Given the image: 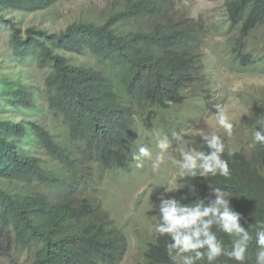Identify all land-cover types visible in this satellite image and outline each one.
I'll list each match as a JSON object with an SVG mask.
<instances>
[{"label":"trees","instance_id":"trees-1","mask_svg":"<svg viewBox=\"0 0 264 264\" xmlns=\"http://www.w3.org/2000/svg\"><path fill=\"white\" fill-rule=\"evenodd\" d=\"M59 1L0 0V29L8 32L0 53V264L24 251L32 255L27 264H119L125 236L90 192L106 173L129 168L137 123L150 125L200 95L206 34L177 0H123L100 23L75 21L56 32L15 19ZM223 9L236 32L234 58L264 63L248 45L264 30V0H223ZM248 123V149L231 151L221 139L227 176H178L170 198L207 205L214 188L229 192L252 236L243 264H255V234L264 229V145L253 133L264 130V94L253 99ZM212 230L230 249L234 237ZM168 242L160 234L146 242L143 264H173ZM211 264L240 262L221 256Z\"/></svg>","mask_w":264,"mask_h":264},{"label":"rangeland","instance_id":"rangeland-1","mask_svg":"<svg viewBox=\"0 0 264 264\" xmlns=\"http://www.w3.org/2000/svg\"><path fill=\"white\" fill-rule=\"evenodd\" d=\"M121 1L60 0L40 13H16L15 19L20 27L35 25L56 32L75 21L100 23ZM177 1L179 9L198 21L206 34L203 46L205 83L200 95L189 96L182 105L161 113L150 125L139 126L137 123V129L141 130L139 146H149L155 158L156 143L164 136L171 139L172 132L182 133L186 140L193 142L190 146L198 148L203 144L200 133L204 132L219 135L231 151L248 149V116L253 99L264 94V63L258 59L253 64L242 65L234 58L232 46L236 32L226 26L223 0ZM7 36L8 32L0 29V53L6 50ZM248 45L253 53L263 57L264 30L255 32ZM84 61H87L84 57H75V62ZM216 105L222 106L233 124L231 135L217 124ZM173 147L175 150H170V154L179 160L180 147L175 142ZM178 173L179 166L172 165L167 156L158 169H153L150 160L137 169L133 161L126 171L106 173L100 186L90 192L125 236V253L119 264H143L142 248L158 234L155 227L159 197L163 188L173 185V192L164 198L177 193ZM31 257L24 251L13 263L5 261L1 264H27Z\"/></svg>","mask_w":264,"mask_h":264},{"label":"clouds","instance_id":"clouds-1","mask_svg":"<svg viewBox=\"0 0 264 264\" xmlns=\"http://www.w3.org/2000/svg\"><path fill=\"white\" fill-rule=\"evenodd\" d=\"M216 122L228 135L232 134L233 124L229 121L222 106L216 105ZM203 147L207 151L200 150L192 145V141L186 140L182 133L172 132L171 139L164 136L156 143L158 150L153 158L152 149L147 145L138 147L132 154V160L137 169L144 167L146 160L152 161L153 169H158L165 157L172 165L179 166V176L205 177L227 176L229 173L227 161L222 159L224 144L219 135L200 133ZM253 141L264 145V130H256L253 133ZM180 147V159L177 160L170 153L174 151L173 143ZM170 188L159 197L157 210L158 223L155 231L161 236L168 237L166 252L173 264H197L206 258L210 264L221 256L234 259L240 264L246 260L248 243L252 239L248 230L240 224V215L229 205L230 193L214 188V200L207 205L202 201L194 203H182L184 199L164 198L167 193L173 192ZM213 227L223 233L234 237L231 248L224 246L217 238ZM258 251L255 254V264H264V229L255 234Z\"/></svg>","mask_w":264,"mask_h":264}]
</instances>
